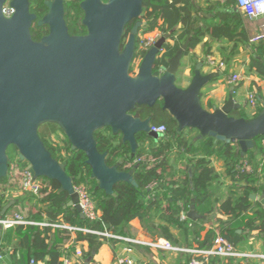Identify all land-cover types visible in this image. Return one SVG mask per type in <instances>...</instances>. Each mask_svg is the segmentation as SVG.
Masks as SVG:
<instances>
[{"label":"water","instance_id":"1","mask_svg":"<svg viewBox=\"0 0 264 264\" xmlns=\"http://www.w3.org/2000/svg\"><path fill=\"white\" fill-rule=\"evenodd\" d=\"M144 0H83L84 36L71 35L66 22V0L45 2L47 13L39 19L31 12V0H0V180L11 172L8 152L14 148L19 159L36 178L61 184L70 196L68 207L85 218L72 179L65 165L55 160L40 137L44 124H57L66 135L72 150L83 151L92 178L107 196L116 197L115 186L128 183L138 187L134 170L124 172L107 164V153L99 151L95 134L108 128L122 136L132 155L141 147L138 134L158 138L151 131L152 117L143 120L138 107L154 108L163 103V111L179 125L178 131H198V140L213 138L237 144L245 156L264 137L263 110L254 118L232 116L243 104L237 102L232 87L224 106L206 110L201 102L202 90L212 81L204 75L205 60L196 64L187 88L177 85L183 73V60L190 41L169 59L167 66L157 60L172 34L149 47L136 74L131 66L137 52ZM9 4L14 15L3 13ZM210 17L212 15H209ZM136 21L128 41L123 45L126 27ZM46 26L49 34L33 39L34 24ZM250 198L257 200L254 195ZM264 206V198L258 199ZM15 204L10 202L1 214ZM189 218H196L191 207Z\"/></svg>","mask_w":264,"mask_h":264},{"label":"trees","instance_id":"2","mask_svg":"<svg viewBox=\"0 0 264 264\" xmlns=\"http://www.w3.org/2000/svg\"><path fill=\"white\" fill-rule=\"evenodd\" d=\"M46 1L50 0H31V12L37 13L39 19L47 13ZM82 1L66 0V22L71 35L87 34L82 24L84 18V12L80 8ZM103 1L109 2V0ZM139 20L146 23V26L138 36L137 52L131 66L132 73L135 70L134 66L140 65L147 52L146 49L140 48L141 36L156 31H159L162 37L165 31L172 34L158 57V66H167L169 59L173 58L187 41H190V45L203 44L206 56H210L212 46L208 41L204 43L206 38L218 42L226 40L232 42L233 55L236 54L239 45L244 46L250 40L246 26V20L249 18L237 7L236 0H227L225 4L211 0H144L143 14ZM135 23L136 21H132L126 27L123 45L128 41ZM31 32L33 39L37 41L49 34L46 28H40L36 23ZM254 49L252 69L256 70L259 80L264 81V39L255 45ZM189 53L190 49L187 50L186 56ZM195 68L196 66L194 72ZM214 78L212 76V80ZM163 106L162 102H158L154 108L143 106L138 107L134 112L140 114L143 120L152 117V124L165 125L167 132L158 138L138 134L136 139L141 147L133 155L129 144L122 142L121 135L112 133L108 128L96 132L95 139L99 151L108 154L107 164L111 167L117 165L124 172L134 170V180L138 183V187L128 183L117 184L115 186L117 196L114 198L107 196L105 191L100 189L97 180L92 178L91 167L85 163L87 160L85 153L72 150L66 135L57 124L40 126L41 139L53 158L65 165L66 173L72 179L74 186L83 185L87 188L97 207L98 218L95 222L82 219L78 211L68 207L70 196L63 190L61 184L47 178H39L44 184L41 194L34 197L25 193L35 203L30 209L20 210L23 220L29 224H19L1 232L0 254H8V249L15 239L17 246L9 252L12 259L16 264H32L39 252L33 241L34 237L43 233L44 240L50 241L53 248L72 244L70 253L75 252L77 243L88 241L89 250L83 254V257L88 259L97 253L104 243L114 245L119 240L100 234L71 231L67 227L129 237V229L134 220L153 222L155 219L160 221L157 229L162 231L163 237L172 240L167 234L171 229L179 228L193 237L196 248L209 250L215 243L218 234L216 230L207 231L203 238L205 220L192 221V226L189 227V223H184L180 219L183 212L190 211L192 204L204 217L210 216L217 204L218 211L228 218L227 222L217 218L218 232L234 246L242 239L238 230L264 231V209L260 203L250 199L251 194L262 190L261 180L264 189V165L260 172L261 177L257 169L246 165L255 151L263 155V137L257 138L254 149L243 156L237 144L215 141L211 137L201 140L189 138L187 135L189 132H198L195 129L179 132V125L171 115L163 111ZM262 110L263 107L259 103L257 113L251 118L259 115ZM232 116L250 119L244 110L232 113ZM55 137L58 142L54 141ZM8 157L9 166L11 168L14 166V169H11L7 178L0 180V214L12 200L8 193L23 189V173L28 167L26 162L19 159L16 149H10ZM177 158L183 160L179 171H176L172 162ZM212 159L222 161L225 176L241 186L238 196L231 193L225 201L215 198L211 186L216 181L220 182L221 176L216 171ZM136 160L141 162L135 163ZM193 196H195L194 201ZM14 208L16 206L12 209ZM10 210L5 215H1L9 216ZM32 222L61 227L52 232L51 228L36 227L31 225ZM189 246L192 247L193 244Z\"/></svg>","mask_w":264,"mask_h":264},{"label":"crops","instance_id":"3","mask_svg":"<svg viewBox=\"0 0 264 264\" xmlns=\"http://www.w3.org/2000/svg\"><path fill=\"white\" fill-rule=\"evenodd\" d=\"M246 26L248 27L249 31V43L245 44L244 46L239 45V48L234 55L232 53V50L234 49L233 43L227 40L218 42L206 38L204 43L208 41L210 46H212V54L210 56H206V49L203 47V44L189 46L190 53L184 58L182 62L184 68L183 73L179 78L182 77L183 84L187 85L186 87H188V84L194 76V67L199 62L205 60V68L203 71L204 75L209 74L215 77L214 80L207 84L201 93V102L206 110L213 111L214 107L220 108L224 106L229 98L232 87L236 88L235 97L238 103L245 105L248 93L251 91H256L258 102L262 107L264 105V81L259 80L256 70L252 69L251 65L252 59L255 56L254 48L255 45L258 44L252 43L251 40L261 33V22L252 21L249 19L246 20ZM156 33L160 32L156 31L142 35L141 37L148 38L150 35ZM207 57H212L217 65L222 63L225 65V67L219 69L218 66H209L206 64ZM234 74L241 75L242 80L237 85L233 86L229 83V79ZM242 110H244L247 113V116L250 118L253 117L255 112L252 108L247 106H243ZM236 112L238 111H234L233 113ZM187 135L189 138L194 137L195 140H198L197 136L199 133L189 132ZM182 161V159L178 158L177 160H172L176 171L180 170L183 164ZM212 161L216 171L221 176L220 182L216 181L211 186V189L215 192V198L225 201L231 193L234 196H238L241 191V186H238L236 182L225 176L224 163L215 159H212ZM246 165L257 169L259 177H261L260 172L264 165L263 155H261L260 152L255 151L250 157V162ZM260 188L262 189H260L261 191L257 192L256 194H251L257 198V200L252 199L257 203H260L258 199L264 198L262 180L260 181ZM8 195L12 198L11 202H13L15 204L14 206H16L14 209H12L13 207L11 208L12 210H10L9 216L22 215L20 210L30 209V207L35 203L29 195H26L23 192V189L12 190L8 193ZM194 199L195 196H193L192 200L194 201ZM192 206L195 207L194 204H192ZM261 206L264 209L262 204ZM190 212L191 209L188 213H186L188 221L184 223H189V227H191L192 221L205 220L203 225L205 231L202 233L203 238L205 237L207 231L216 230V232L219 233V223L217 218L223 219L224 222H227L228 220L225 215L218 211L217 204H215L214 212L210 216L204 217L197 211L195 207L196 218L194 220L189 218ZM31 225L36 227L40 226L42 228L49 227L52 229V232L61 227L50 225L48 223L38 224L32 222ZM159 225L160 221L156 219L153 220V222H141L140 220H134L129 229V237L126 238H136L147 242H169L170 244L184 251H170L162 248L153 249L146 246L135 245L132 246L133 252L130 255L134 260V264H189L193 257L187 251L198 249L194 245L193 237L187 235L184 230L173 228L167 234L168 237L172 239L169 240L168 238L162 236L161 230L157 229ZM237 232L242 237V239L237 242L235 248L241 254V256L231 258L212 257L210 262L207 264H230L231 262L233 264H264V231L255 230L247 232L238 230ZM33 241L35 242L37 250L39 251L37 256L34 258L36 264H61L66 258L71 260L74 264H78L79 262H84V264H121V259L127 255L125 248L128 247L127 243L121 240H119V242L114 245L106 242L99 248L97 253L93 254L91 258L85 259L83 255L81 258H77L76 253L78 250L82 251L83 254L87 253L90 246L88 241L77 243L75 252L72 253H70L72 244L58 245L53 248V244L50 241L44 240L43 233L36 235ZM192 244L193 246L190 247L189 245ZM16 246L17 242L14 239L10 248L8 249V254H0V264H16L9 253L11 250H13V248H16Z\"/></svg>","mask_w":264,"mask_h":264},{"label":"built area","instance_id":"4","mask_svg":"<svg viewBox=\"0 0 264 264\" xmlns=\"http://www.w3.org/2000/svg\"><path fill=\"white\" fill-rule=\"evenodd\" d=\"M70 1V0H67ZM237 7L242 10L243 13L246 14V16L252 20V21H260L261 22V33L257 36H255L251 42L252 43H259L262 39H264V0H236ZM3 13L7 17H11L14 15V10L10 7L9 4H7L4 8ZM162 37L161 33H156L153 35H150L148 38H141L140 42V48L149 50V47L154 45L160 38ZM206 64L209 66H218L219 69H222L225 67L222 63L216 64L214 59L212 57H207ZM242 80V76L239 74H234L230 77L229 83L234 85H237ZM245 107L252 108L255 112L253 115L257 113V110L259 108V103L257 100V93L256 91H251L248 93L246 97ZM151 131L155 134H157L159 137L163 136L167 132V128L165 125L161 126H155L152 124ZM62 136V134H61ZM55 142H58L57 137L54 138ZM263 141V150H264V137L262 139ZM263 160H264V153H263ZM141 162L140 160H136L135 163ZM14 169V166L11 168ZM22 185H23V192L29 193L33 195L34 197H38L41 194V191L44 188V184L39 178H36L33 173L28 170V168L24 169L23 178H22ZM75 191L77 192L79 196V203L82 209V213L85 217V219L89 220L90 222H95L98 218L97 213V207L95 203L92 201L87 188L83 185L75 187ZM180 219L183 222L188 221L187 214L182 213L180 215ZM19 224H29L28 222L24 221L21 215H14V216H6L3 217L0 214V235L2 230H6L9 228H12L14 226H17ZM60 226V225H58ZM57 226V227H58ZM71 231H82L85 233H93V234H100L104 237L111 238L114 240H121L127 243V246L125 248L126 256L121 259V264H134V260L131 258V253L133 252L132 246L140 245V246H146L150 248H162L165 250H177V251H184L180 248L175 247L174 245L170 244L169 242H147L141 239H132V238H126L121 236H113L112 234L108 232H94L88 229L84 228H71L67 227ZM190 253L193 257L191 262L189 264H207L210 262L212 257H225V258H231V257H239L241 254L236 250L235 246L229 242L226 238L221 236L219 233L216 236L215 243L213 247L209 250H201V249H192L187 251ZM83 255V252L78 250L76 253V257L81 258ZM32 264H36L35 261L32 262ZM61 264H74L71 260L68 258L64 259ZM78 264H84V262H79Z\"/></svg>","mask_w":264,"mask_h":264},{"label":"rangeland","instance_id":"5","mask_svg":"<svg viewBox=\"0 0 264 264\" xmlns=\"http://www.w3.org/2000/svg\"><path fill=\"white\" fill-rule=\"evenodd\" d=\"M214 1H219V2L222 3V4H225V3L227 2V0H214ZM134 67H135V70H134V74H135V73H137V72L139 71L138 64H136ZM182 81H183V80H182V77L179 78V79L177 80V85H178L179 87H181V88H187V87H186L187 85L183 84Z\"/></svg>","mask_w":264,"mask_h":264},{"label":"flooded vegetation","instance_id":"6","mask_svg":"<svg viewBox=\"0 0 264 264\" xmlns=\"http://www.w3.org/2000/svg\"><path fill=\"white\" fill-rule=\"evenodd\" d=\"M43 18V17H42ZM37 25V24H36ZM40 28H46L48 30V28L46 26L40 27ZM47 36V35H46ZM45 37V36H44ZM43 37V38H44ZM139 67V66H138ZM140 68V67H139ZM134 74V73H133ZM136 74V73H135Z\"/></svg>","mask_w":264,"mask_h":264}]
</instances>
